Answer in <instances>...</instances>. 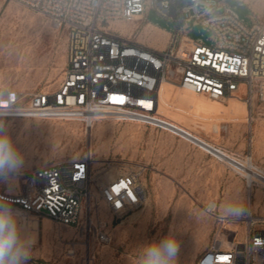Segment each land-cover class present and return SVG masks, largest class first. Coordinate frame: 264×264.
<instances>
[{
	"label": "rangeland",
	"instance_id": "rangeland-1",
	"mask_svg": "<svg viewBox=\"0 0 264 264\" xmlns=\"http://www.w3.org/2000/svg\"><path fill=\"white\" fill-rule=\"evenodd\" d=\"M222 1L249 24L253 13L264 21V0ZM147 13L148 23L161 30L148 28L143 21L115 22L110 28L129 36L140 25V42L165 48L168 35L164 31H174L175 26L154 10ZM188 34L211 42L212 32L202 26ZM67 54L63 29L16 1L0 0V88L27 93L55 89ZM163 91L168 99L160 97L155 124L111 118L87 130L81 123L58 117H7L8 133L23 154L24 165L10 182H0V191L16 194L23 173L93 152V193L101 209L99 228L111 238L102 241L93 231L24 213L11 204L35 237L28 264H131L138 247L169 234L180 243L177 264H198L218 227L215 217L202 212L212 200L217 204L230 199L243 203V214L226 223L238 231L239 238L249 227L264 228V99L255 97L252 104L238 97L218 101L171 82L163 84ZM247 159L262 169L254 173L251 185L235 169H245ZM129 171H142L146 198L135 212L117 217L109 212L101 188Z\"/></svg>",
	"mask_w": 264,
	"mask_h": 264
},
{
	"label": "built area",
	"instance_id": "built-area-1",
	"mask_svg": "<svg viewBox=\"0 0 264 264\" xmlns=\"http://www.w3.org/2000/svg\"><path fill=\"white\" fill-rule=\"evenodd\" d=\"M46 16L67 35V63L53 90L7 91L6 103L26 117H58L92 129L105 119L155 124L164 81L182 85L211 99L238 97L252 104L264 99V21L251 23L222 0H12ZM154 10L173 23L163 49L110 28L111 23H148ZM196 26L212 32L210 43L188 33ZM0 98H3L0 96ZM14 110L9 116H25ZM93 156L56 160L22 174L19 192L0 197L21 212L47 216L58 224L83 227L102 241L110 235L101 226V209L93 193ZM142 169H146L142 167ZM142 171L121 173L101 188L108 210L124 217L146 198ZM252 184V183H251ZM208 203V210L216 207ZM215 217V216H214ZM218 227L198 264H264V228H248L243 238L215 217ZM264 221V220H263Z\"/></svg>",
	"mask_w": 264,
	"mask_h": 264
},
{
	"label": "clouds",
	"instance_id": "clouds-1",
	"mask_svg": "<svg viewBox=\"0 0 264 264\" xmlns=\"http://www.w3.org/2000/svg\"><path fill=\"white\" fill-rule=\"evenodd\" d=\"M8 92H0V182L8 183L19 174L24 165L23 154L10 137L6 120L14 110L25 115L24 111L6 103ZM26 116V115H25ZM245 211L242 202L226 200L208 210L202 209L206 217L222 220L237 218ZM35 237L26 230L25 221L19 210L11 206V201L0 197V264H28L32 258ZM180 243L169 234L159 240L138 247L131 257V264H177Z\"/></svg>",
	"mask_w": 264,
	"mask_h": 264
},
{
	"label": "bare ground",
	"instance_id": "bare-ground-1",
	"mask_svg": "<svg viewBox=\"0 0 264 264\" xmlns=\"http://www.w3.org/2000/svg\"><path fill=\"white\" fill-rule=\"evenodd\" d=\"M246 2H250L249 0H246ZM126 25V24H125ZM150 25V24H149ZM149 28V27H148ZM147 28V29H148ZM149 30V29H148ZM165 32V31H164ZM168 35V34H167ZM168 38V37H167ZM165 82H169V81H164L162 84H161V87H160V97H162L164 100H167L168 99V94L167 93H165L164 91H163V84L165 83ZM179 86V88H181V89H185V90H187V91H189L190 93H192V94H194V95H200V94H198V93H195V92H193V91H191V90H189V89H186V88H184L182 85H178ZM178 95V94H177ZM170 97V96H169ZM180 98V97H179ZM213 100H215V99H213ZM179 101V100H178ZM234 104H235V106L237 107V108H239V106H238V104H237V102H234ZM220 128H222V126L220 127ZM91 142V141H90ZM92 147V146H91ZM93 151V150H92ZM91 154H93V152L91 153ZM93 160L95 161V159L93 158ZM254 163V162H253ZM252 162H251V160L250 159H247L246 161H245V164L243 165L244 166V168L245 169H238V168H235V169H237V171L236 172H240L241 174H242V176L244 177L245 176V178H247L248 179V182H249V185H251V183L253 182V179H254V173H256V172H261L262 171V169L261 168H258L257 166H255L254 164H253ZM23 214V213H22ZM251 215V214H250ZM253 216H251V218H252ZM24 219V218H23ZM26 219V218H25ZM50 220H52V219H50ZM233 231H236V230H233ZM108 241H111V238L108 240ZM74 253H75V250L73 251ZM74 258V257H73Z\"/></svg>",
	"mask_w": 264,
	"mask_h": 264
},
{
	"label": "crops",
	"instance_id": "crops-1",
	"mask_svg": "<svg viewBox=\"0 0 264 264\" xmlns=\"http://www.w3.org/2000/svg\"><path fill=\"white\" fill-rule=\"evenodd\" d=\"M146 26H148L149 28H155V29L161 30L159 27H156L155 25L150 24V25H146ZM165 34H167V32ZM154 48H157V47H154ZM159 49H163V48H159Z\"/></svg>",
	"mask_w": 264,
	"mask_h": 264
}]
</instances>
